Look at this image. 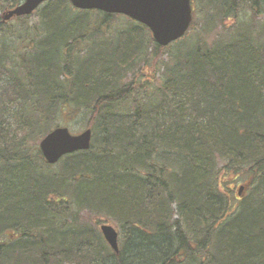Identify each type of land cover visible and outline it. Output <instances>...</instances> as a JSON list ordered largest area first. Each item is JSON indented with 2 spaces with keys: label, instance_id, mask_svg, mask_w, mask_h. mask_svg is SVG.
<instances>
[{
  "label": "trees",
  "instance_id": "obj_1",
  "mask_svg": "<svg viewBox=\"0 0 264 264\" xmlns=\"http://www.w3.org/2000/svg\"><path fill=\"white\" fill-rule=\"evenodd\" d=\"M21 1L0 0V264H264V0H203L262 21L167 47L69 0L4 21ZM159 49L155 84L140 66ZM62 114L93 138L54 169L30 141ZM75 212L116 222L119 251Z\"/></svg>",
  "mask_w": 264,
  "mask_h": 264
},
{
  "label": "water",
  "instance_id": "obj_2",
  "mask_svg": "<svg viewBox=\"0 0 264 264\" xmlns=\"http://www.w3.org/2000/svg\"><path fill=\"white\" fill-rule=\"evenodd\" d=\"M47 0H23L15 8L8 10L3 19L31 14ZM79 9H98L106 13L123 14L148 26L154 40L161 46L182 37L192 20L190 0H70ZM92 131L85 129L77 135L67 127L51 130L41 141L40 149L49 164L56 163L62 156L91 146ZM241 187L239 194L241 193ZM101 231L112 247L118 251V233L109 224H103Z\"/></svg>",
  "mask_w": 264,
  "mask_h": 264
},
{
  "label": "rangeland",
  "instance_id": "obj_3",
  "mask_svg": "<svg viewBox=\"0 0 264 264\" xmlns=\"http://www.w3.org/2000/svg\"><path fill=\"white\" fill-rule=\"evenodd\" d=\"M192 4L194 7V22L192 27L190 28V32L198 33L203 40L211 41L217 37L225 36V34L235 30L240 24L247 25V24H258L262 21V17H256L253 14V11L249 9L248 5H242L241 11L238 13V18L236 19H223L218 16V11L215 8L210 7L209 5H205L203 0H192ZM225 18V17H223ZM32 24H36V18L34 17L31 21ZM121 23L117 18H114L111 21V24L108 29V34L101 35V40H106L111 35H116L117 32L121 29ZM140 40L139 37L135 38V41ZM164 52L163 50L159 49L153 55L147 59V61L141 64L140 68H143V72L146 73L145 79L150 78L154 79V83L157 84L159 81V76L161 73V62H164ZM135 73L136 71L133 70ZM131 72V71H130ZM131 76V75H130ZM10 95V94H9ZM89 115L87 116H64L58 115V119H56V123L59 125L67 126L73 134H79L82 132L87 126H89L90 122ZM40 139L37 138L35 140H31L30 144L32 146H38ZM222 166L220 163L219 167ZM50 167V166H49ZM54 169H58V165L53 166ZM233 177V176H232ZM249 180L244 177L236 184H227L228 186L232 187L234 190V195H239V188L240 186H244L241 190L240 195L244 196L247 192V185ZM73 216L76 217L79 221L87 222V228L93 230L91 232H96L99 234L100 225L103 223L110 224L114 226L117 230H119L118 225L113 220L104 218V217H91V215L87 212H75ZM176 217V216H175ZM71 220V219H70ZM120 231V230H119ZM15 238V235L12 231L7 232V236L0 237V241L3 240H12ZM94 238L97 239L98 235H94ZM99 239V238H98Z\"/></svg>",
  "mask_w": 264,
  "mask_h": 264
}]
</instances>
